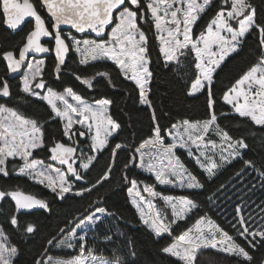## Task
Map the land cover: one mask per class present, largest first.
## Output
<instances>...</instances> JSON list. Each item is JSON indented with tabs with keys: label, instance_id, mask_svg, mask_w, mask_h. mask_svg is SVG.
Instances as JSON below:
<instances>
[{
	"label": "snow or ice",
	"instance_id": "obj_1",
	"mask_svg": "<svg viewBox=\"0 0 264 264\" xmlns=\"http://www.w3.org/2000/svg\"><path fill=\"white\" fill-rule=\"evenodd\" d=\"M212 4L213 0H39V7L47 13L46 19L34 0H0V22L8 29L18 30L26 18L33 21L18 46V58L15 49L2 52L7 71H23L19 91L38 106L46 103L50 120L60 124V139L53 138L49 142L46 122L42 123L38 116L27 117L19 109L0 104V174L7 177V162L19 159L23 163L18 174L42 185L61 202L69 196L90 195L97 186L108 183L120 151H125L121 143L114 147L110 145V138L124 130L122 122L110 112L115 101L102 97L89 102L72 86L57 91L51 86V74L46 76L45 60L28 57L30 53H54L55 79L60 80L67 71L89 89L93 88V80L97 77L107 78L114 88L116 85L109 71H96L90 77L80 76L78 70L68 67L72 54H75L73 64L78 66L111 62L113 71L124 81L131 82L129 94L135 95L138 104L149 110L147 138L126 149L128 155L120 177L123 185L120 190L126 193L138 223L156 237L172 236V225L185 221L194 210H201L197 196L211 192L208 202L212 208L222 214L231 208L233 222L230 228L234 235L205 213L187 231L162 247L161 252L177 257L183 264H195L197 250L211 248L236 257L237 264H251L253 257L249 249L264 247V203L257 205V218L252 199L256 187L255 184L247 185L251 173L249 176L245 173L249 169L258 172L264 191V165L257 169L254 160H244V152L249 148L246 139L234 138L230 130L221 126L220 116L227 118V114L216 111L218 100L214 85L215 74L227 59L239 54L246 34H255L260 49L256 63L226 87L219 100L239 118H246L255 126H264V20L257 18L252 0H220L214 15L196 34L199 19L207 14ZM142 24H150L155 29L158 55L166 67L173 62L179 63L181 58L192 57L193 75L190 83L185 84L186 95L204 96L206 116L203 120L185 118L168 128L161 125L151 99V82L155 74L151 67L149 37ZM61 26H70L84 37L78 38L71 31L63 32ZM42 38H49L51 46L43 43ZM0 95L11 98L7 81H0ZM75 138L88 142L90 155L85 156L82 149L78 154L79 141ZM169 138L171 142L166 143ZM109 147L110 163L103 175L92 183L88 173L95 167L99 155ZM177 148L187 149L186 155L194 168H189L176 154ZM45 149L48 159L55 164H45L43 159L34 158L36 151ZM237 158L242 160L243 170L228 183H220L214 191L208 188L207 183H215L223 175L221 170H226ZM133 168L151 174L160 186L186 190L188 194H163L154 185L130 177L128 173ZM143 193H147L148 198ZM4 197L11 198L17 211L39 208L51 212L47 200L19 189L0 191V199ZM157 199L163 202L162 207H157L154 202ZM101 203L102 199L92 201L88 209L66 220L58 234L47 240L49 250L53 247L75 250L78 247L77 255L61 259L53 258L45 251L35 264H126L115 253L107 260L98 258L87 245L86 233L94 230L102 218L114 216L117 221L123 220L106 207L99 206ZM9 222L13 227L20 226L15 214L10 216ZM36 230L34 222H27L23 229L25 234ZM78 232L85 234L78 236ZM113 239L111 234L104 236L107 242ZM238 239L246 245L237 242ZM7 241L8 237L0 229V264H14L18 253L17 247Z\"/></svg>",
	"mask_w": 264,
	"mask_h": 264
},
{
	"label": "trees",
	"instance_id": "obj_2",
	"mask_svg": "<svg viewBox=\"0 0 264 264\" xmlns=\"http://www.w3.org/2000/svg\"><path fill=\"white\" fill-rule=\"evenodd\" d=\"M22 1V0H21ZM37 4L41 15L47 19V14L44 9L39 7V0H34ZM252 3L257 9V18L264 20V0H252ZM220 4V0H213L212 7L207 14L202 15L199 19L195 32L198 34L202 27L214 15L216 7ZM32 19L28 20L20 29L11 30L0 22V81H7L10 84L11 98L0 95V104L8 107L19 109V111L27 117L38 116L42 123L46 122V135L49 142L53 138L60 139L59 121L52 122L48 116L46 103H40L39 106L33 102V99L27 97L19 91V81L21 76L13 75L7 71L6 63L2 58V52L15 49V54L18 56V46L21 45L22 38L32 26ZM143 30L146 31L149 40L148 46L150 49L151 67L154 71V79L151 82V99L156 105L160 123L165 128H168L172 123H178L182 119L190 118L193 121L203 120L206 116L204 105V96L197 95L190 97L186 95L185 84L190 83L193 75L192 57L181 58L179 63L173 62L171 66H165L162 58L158 55V41L155 39V29L150 24H142ZM68 32V31H63ZM72 32V31H71ZM77 37H84V34L72 32ZM239 54H233L230 59L222 65L218 73L215 74L214 90L216 92L218 104L217 113L227 114V118L220 116L221 126L230 130L234 138L244 137L249 148L244 152V160H254L257 169L264 165V126H255L246 118H239L230 111V107L223 104L219 97L223 90L230 86L243 71L256 63L259 54L258 37L255 34H246ZM42 42L51 46L52 41L49 38H42ZM75 54L69 58L67 64L69 68L78 70V74L82 77L94 76L96 71H109L112 74V81L116 87H112L107 78L97 77L93 80V88L89 89L86 85L76 80L74 76L67 71L64 72L60 80L55 79L53 73L55 57L54 53H49L44 57L46 64V76L51 74V86L57 91L63 90L66 86H72L74 90L81 93L83 97L92 102L94 99L107 97L115 101L111 106L110 112L115 119L122 122L124 130L116 135L115 138H110V145L114 147L116 143L124 145L125 151H120L117 162L114 166V171L108 183L102 187L97 186L96 191L90 195H85L82 198H74L69 196L68 199L61 202L42 185L35 183L28 177L19 175L16 169L22 165L19 159H10L7 162L9 175L4 177L0 174V188L3 191H11L19 189L28 194L37 195L38 198H43L50 203L51 212L36 210L32 212H18L15 209L14 202L10 197H5L0 206V228L8 237V243L15 245L18 253L14 258V264H35V261L40 259L45 251L53 258H69L78 254V247L75 250L67 248L57 249L55 247L48 249L47 240L57 235L59 228L65 226V221L71 219L79 212H84L89 208L92 201L99 199L103 203L99 206L106 207L110 213L123 217L122 221H117L114 216H106L98 223L94 230H89L86 233L87 245L93 250V254L98 258L105 260L113 257V254L119 255L122 261L126 264H183V261L177 257H172L161 252L162 247L171 243L176 236L187 231L195 220L201 216L208 214L216 221L225 231H229L234 235L230 225L233 222L231 208L223 214L216 208H212L208 202V197L211 192H204L197 196L196 202L201 205V210H194L193 213L185 221H180L172 225V236L162 234L156 237L143 225L138 223L135 210L129 204L126 193L120 189L123 185L120 183L122 175L123 163L128 155L126 149L132 144L138 145L143 138H147L149 127V110L138 104L135 95H130L131 82L124 81L113 71L111 62H99L90 66H78L73 64ZM217 140L215 136L211 137ZM79 141L80 149L87 151L88 142L83 138H75ZM65 142L66 138H65ZM167 142V140H166ZM218 142V140H217ZM111 147L107 148L99 155L95 167L88 173V179L95 183L99 176L103 175L106 170V165L110 163ZM176 154L180 156L182 161L189 167L194 168L192 161L187 157V149L177 148ZM47 150H38L34 153V158H41L45 162H51L48 159ZM243 162L240 158L232 161L230 167L222 169L223 175H220L215 183L208 182L207 187L213 191L220 183H228L230 178H234L237 173L243 170ZM198 171V170H197ZM246 183L251 186L255 184L256 192L252 199L255 201L253 205L256 208L257 218H259V209L257 205L264 203V191L261 190L260 178L258 172L245 173L249 176ZM130 177H135L138 180L145 181L150 185H154L157 191L168 195H187L186 190H180L171 186H160L155 183L151 174L145 173L138 168H133L128 173ZM79 186V185H78ZM90 187V185H83ZM231 187V185H229ZM143 185H141V189ZM146 198L147 193H143ZM157 207H162L163 202L157 199L154 201ZM211 208L209 212L208 209ZM17 215L20 222L19 227H13L10 224V216ZM170 215V209L168 210ZM27 222H34L37 225V230L32 234H25L23 229ZM85 233L78 232L79 235ZM106 234L113 235L112 242L104 240ZM130 242V243H129ZM237 242L245 244L243 240L238 239ZM250 255L253 257L251 264H264V247L257 249H249ZM135 253L134 255L132 253ZM195 264H237V258L220 253L215 249L201 248L197 250Z\"/></svg>",
	"mask_w": 264,
	"mask_h": 264
},
{
	"label": "water",
	"instance_id": "obj_3",
	"mask_svg": "<svg viewBox=\"0 0 264 264\" xmlns=\"http://www.w3.org/2000/svg\"><path fill=\"white\" fill-rule=\"evenodd\" d=\"M22 2V1H21ZM47 14V13H46ZM28 20H31V18H26V22L28 21ZM25 22V23H26ZM25 23H23V25L25 24ZM22 25V26H23ZM7 27V26H6ZM21 28V27H20ZM20 28H18V29H20ZM61 29H62V31H72V32H74L75 33V30H72L71 28H70V26H61ZM77 34H80V33H77ZM49 53H45V54H29V59H30V57L31 56H47ZM18 58V57H17ZM5 63H6V61H5ZM25 66L26 65H24L23 67L25 68ZM23 73V71H21L20 73H12L13 75H17V76H20L21 74ZM55 163V162H54ZM59 166V165H58ZM0 191H3L1 188H0ZM26 194H28V193H26ZM5 198V197H4ZM3 198V199H4ZM3 199H0V206H1V203H2V201H3ZM36 210H40L39 208H34V209H32V210H19L18 212H32V211H36Z\"/></svg>",
	"mask_w": 264,
	"mask_h": 264
},
{
	"label": "rangeland",
	"instance_id": "obj_4",
	"mask_svg": "<svg viewBox=\"0 0 264 264\" xmlns=\"http://www.w3.org/2000/svg\"><path fill=\"white\" fill-rule=\"evenodd\" d=\"M200 2H202V0H200ZM110 30V29H109ZM78 38H83V37H78ZM30 59H44V57L43 56H31L30 57ZM25 70H26V67L24 68ZM22 75H23V73H22ZM22 75H21V77H22ZM62 91V90H61ZM70 99V98H69ZM70 102H73V103H75L74 101H71L70 100ZM78 127V126H77ZM171 141H170V138L167 140V142L166 143H170ZM192 150H193V152L195 153L196 152V149H195V147L194 146H192ZM145 151L146 152H150V149H145ZM84 155L85 156H87V155H90L87 151H85L84 150ZM78 154H79V151H78ZM23 163V162H22ZM49 163V162H48ZM47 162H45V164H48ZM52 164H55V163H52ZM55 166H58V165H55ZM16 172L18 173V169H16ZM1 229V228H0Z\"/></svg>",
	"mask_w": 264,
	"mask_h": 264
},
{
	"label": "bare ground",
	"instance_id": "obj_5",
	"mask_svg": "<svg viewBox=\"0 0 264 264\" xmlns=\"http://www.w3.org/2000/svg\"><path fill=\"white\" fill-rule=\"evenodd\" d=\"M17 57H18V56H17ZM43 57H45V56H43ZM25 67H26V66H25ZM21 75H22V74H21ZM21 75H20V76H21Z\"/></svg>",
	"mask_w": 264,
	"mask_h": 264
},
{
	"label": "flooded vegetation",
	"instance_id": "obj_6",
	"mask_svg": "<svg viewBox=\"0 0 264 264\" xmlns=\"http://www.w3.org/2000/svg\"><path fill=\"white\" fill-rule=\"evenodd\" d=\"M80 148V147H79ZM78 151H79V149H78Z\"/></svg>",
	"mask_w": 264,
	"mask_h": 264
}]
</instances>
